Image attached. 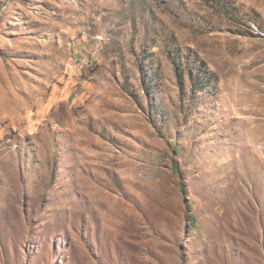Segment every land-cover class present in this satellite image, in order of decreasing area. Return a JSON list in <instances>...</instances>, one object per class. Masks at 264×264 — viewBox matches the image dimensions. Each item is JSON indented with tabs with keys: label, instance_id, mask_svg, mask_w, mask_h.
<instances>
[{
	"label": "rangeland",
	"instance_id": "obj_1",
	"mask_svg": "<svg viewBox=\"0 0 264 264\" xmlns=\"http://www.w3.org/2000/svg\"><path fill=\"white\" fill-rule=\"evenodd\" d=\"M0 264H264V0H0Z\"/></svg>",
	"mask_w": 264,
	"mask_h": 264
},
{
	"label": "trees",
	"instance_id": "obj_2",
	"mask_svg": "<svg viewBox=\"0 0 264 264\" xmlns=\"http://www.w3.org/2000/svg\"><path fill=\"white\" fill-rule=\"evenodd\" d=\"M5 57V56H4ZM193 218V220H194V217H192Z\"/></svg>",
	"mask_w": 264,
	"mask_h": 264
}]
</instances>
